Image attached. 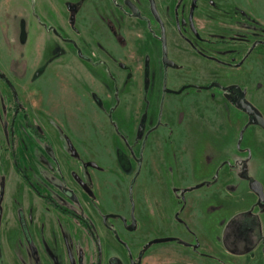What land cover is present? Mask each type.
<instances>
[{"label": "rangeland", "instance_id": "374dc122", "mask_svg": "<svg viewBox=\"0 0 264 264\" xmlns=\"http://www.w3.org/2000/svg\"><path fill=\"white\" fill-rule=\"evenodd\" d=\"M156 3L174 68L146 0H0V68L19 96L13 138V112L0 109V264H36L17 210L42 207L5 153L11 140L35 187L89 220L105 264H131L115 234L136 264H264L251 189H264V129L239 105L264 118V0H199L195 26L210 43L198 47L220 66L192 52L188 26L178 31L192 0ZM108 215L134 216L136 229L111 219V235ZM39 221L62 238L40 264L94 255L73 218L45 210ZM165 238L176 241L148 246Z\"/></svg>", "mask_w": 264, "mask_h": 264}, {"label": "flooded vegetation", "instance_id": "af4514ba", "mask_svg": "<svg viewBox=\"0 0 264 264\" xmlns=\"http://www.w3.org/2000/svg\"><path fill=\"white\" fill-rule=\"evenodd\" d=\"M146 1L150 5V10L152 12V15H153L155 21L157 22V24L161 28L162 56L164 57V55H163V38H165L166 42H167L166 29L164 27V22H163L161 16L159 15L156 0H153V2L155 5V8L157 10V13L159 15L160 21H158L153 14L151 0H146ZM129 2L130 1L126 2L127 7L132 11V13L135 16H137L139 14V10L135 7V5L133 3L130 2L133 5V8H135L137 10V13L135 14L134 9L130 6ZM198 3H199V0H192L191 11H190V14L188 17V22H186L185 20H180L178 13H176L175 19H176L178 31H179L181 37H183L182 33H181L182 27L185 28L188 26V28L190 30V34L195 39L196 43H194L193 40H191L189 38H184V39H185V42L189 45L192 52L197 57H199L201 60H204L206 62L216 63L220 66L221 64H224L221 62L220 58L207 55L206 53L203 52L202 49H200L198 47V44H199V46L200 45L202 46V45H207L210 43V41L205 40L201 36V34L199 33L198 29L195 26V24H196L195 23V21H196L195 20V11H196V8L198 7ZM217 44H221V42H217ZM254 48H256V45L252 47L253 50H254ZM162 60H163V58H162ZM163 63H164V60H163ZM164 65L167 66L165 63H164ZM167 67H169V66H167ZM3 85L5 87V92H6L7 96H3V93H5L2 90ZM189 87L192 88L193 86L190 85ZM199 87H205V86H199ZM192 89H194V88H192ZM196 90H199V89H196ZM174 92H177V91H174ZM170 94H172V93H170ZM6 104H8V106H6ZM1 107L2 108L5 107L6 111H8L10 113L13 112V116H11V118L9 120V124H8V125H10L9 126L10 135H11L10 137L13 138L14 137V131H13L12 127H14L17 123V118L15 115H16V112H17L18 107H19V96H18L17 90H15L12 87V82L10 81V79L4 73H2L1 68H0V109H1ZM11 146H13L12 140L9 142L8 147L5 148V153H9V156H11L12 160L13 161L15 160L13 167L17 170V172L20 174V176L25 181V183L29 186V188L39 198L38 200H40L42 202V207L39 204V202H36L32 208L29 207L26 210H24L22 208L21 209L18 208V210L16 209L17 210V217L19 218V223L17 222V225L19 227V224H20V228L22 229V231L24 233V238L26 240L25 241V244H26L25 248L28 249V251H30L34 262L36 264H40L41 258L43 259L42 261H44V260L47 262L49 261L47 258L48 253L46 252L49 250V248L46 247V245L47 246L50 245V242L53 243L52 245H54L56 243L57 245L59 244L61 246V243H62L61 236L57 237V239L53 236L47 237L43 231L45 224L39 221L40 215L41 214L43 215L45 210H47V212H49L50 210L51 211L53 210V211H57L62 216H65L67 218H73L81 227H83L85 229L88 236L90 237V241H92V243H93V248H94L93 254L94 255H92L90 252L89 255L87 254V256H84V257L82 256L81 264H105V261L103 260V256H102L103 255V253H102L103 252L102 239L97 234L96 230L94 229L92 224L89 222V220H87V218H84L82 214L77 213V211H75L74 208L66 206L65 202L59 203V202L55 201L53 198H51L50 196H47V195L43 194V192H40L35 187V185L32 183V181L29 179V176L22 169H20L19 166L17 165L15 149H13ZM43 206H45V208H47V209H44ZM132 217L133 216L130 217V224L127 222V218L120 216V215H116V216L108 215L106 217H103L100 220L104 224L106 231H108L112 235V233L108 230V229H110L111 231H113V229L109 226V220L114 219V221H117L122 225V227L125 229V231H129L127 228L132 225V220H133ZM18 218H17V220H18ZM123 219L126 220V223L123 222ZM36 232H37V234H36ZM129 232H131V231H129ZM114 236H115V239L117 240V242L125 249V251L128 252V259H129L130 263L136 264V262L133 260L132 256L130 255V249H129V246L127 245V243L122 241L118 236H116V234ZM49 237H50V241H49ZM35 238H36V240H35ZM35 243L36 244L38 243L39 246L38 247L35 246ZM74 246H75V244H74ZM47 248H48V250H46ZM63 249H64V247H63ZM31 261L32 260L30 259V262ZM109 262H110V264H124V262H122L121 260H119L117 258L112 259V260L110 259ZM68 264H70V262Z\"/></svg>", "mask_w": 264, "mask_h": 264}, {"label": "water", "instance_id": "95a60500", "mask_svg": "<svg viewBox=\"0 0 264 264\" xmlns=\"http://www.w3.org/2000/svg\"><path fill=\"white\" fill-rule=\"evenodd\" d=\"M151 3H152L153 14L156 17V19L158 21H160V18H159V15L157 13V10L155 8L153 0H151ZM130 6L133 8V5L131 3H130ZM133 9H134V13L136 14L137 10L135 8H133ZM163 55H164V57H163L164 63L167 66H169L170 68L175 67V64L171 60H169V58H168L167 42H166L165 38H163ZM213 87H220V85L217 84V83H214V84H212L209 87L193 86L192 88L199 89V90H209V89H211ZM189 88H190L189 86H186V87L181 88V90H179L177 92L168 91V93H172V94H176L177 95V94H181L183 91H185L186 89H189ZM240 107H241V109L246 111V113H248L249 115H253L254 118H255L256 123L262 129H264V118H262L261 116L257 115L255 110L251 106L247 105L244 101H241L240 102ZM202 187H203V185H198L197 187H195L193 189H200ZM251 189L255 193V195L258 197L260 204L264 206V189H263V186L259 182H254V183L251 184ZM132 218H133L132 225L127 228L129 231H134L135 228H136V220H135L134 216ZM123 222L126 223V220L123 219ZM174 241H176L175 238L157 239V240L152 241L149 244V246H151L153 244H164V243H169V242H174ZM179 242L181 244H183V245H187V243H185L183 241H179ZM196 248H198V246H196Z\"/></svg>", "mask_w": 264, "mask_h": 264}, {"label": "trees", "instance_id": "16d2710c", "mask_svg": "<svg viewBox=\"0 0 264 264\" xmlns=\"http://www.w3.org/2000/svg\"><path fill=\"white\" fill-rule=\"evenodd\" d=\"M19 166V165H18ZM20 168V167H19ZM20 170V169H19Z\"/></svg>", "mask_w": 264, "mask_h": 264}]
</instances>
